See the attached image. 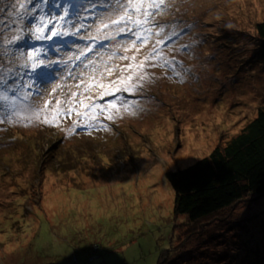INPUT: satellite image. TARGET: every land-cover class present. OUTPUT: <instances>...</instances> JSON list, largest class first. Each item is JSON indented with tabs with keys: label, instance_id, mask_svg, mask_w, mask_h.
Here are the masks:
<instances>
[{
	"label": "rangeland",
	"instance_id": "374dc122",
	"mask_svg": "<svg viewBox=\"0 0 264 264\" xmlns=\"http://www.w3.org/2000/svg\"><path fill=\"white\" fill-rule=\"evenodd\" d=\"M3 2L19 16L16 26L30 17L12 7L14 0H0V21L7 18ZM111 2L95 0L97 5ZM39 3L33 0L34 5ZM166 4L168 10L156 20L167 25L179 21L178 30H185L166 50L181 61L184 74L181 79L160 67L149 69L154 78L137 96L128 97L140 102L135 115L124 113L105 120V129L83 131L72 130L75 114L57 125H0V264L173 263L178 244L186 238L181 232L189 222L186 214L174 212L175 191L167 174L224 144L263 105L264 66L251 62L250 56L259 50L256 23L264 20V0H166ZM194 9H199L198 14ZM195 21L199 25H193ZM85 23L92 25L88 31L97 27L93 20ZM3 26L9 24L0 22ZM230 29V36L237 32L236 40L224 35ZM2 31L9 36L13 28ZM121 40L130 44L131 37L104 41L97 49L110 54ZM86 43L91 41H76L81 46ZM184 45L188 48L182 49ZM151 47L149 42L121 49L111 60L106 54L107 67H116L111 74L101 68L103 75L98 71L97 81L106 86L121 74L120 68L130 60L119 56H135L139 62ZM74 51L75 47L65 50ZM65 52L60 54L64 58ZM241 53L253 66L250 80L242 83L236 81L244 75L237 70L239 59L233 58ZM82 68L79 65L73 71L79 73ZM77 82L71 77L61 82L58 74L46 86L43 99L36 97L37 103L51 100L55 104L57 97L67 100L71 92L83 90L84 85L75 87ZM57 83L67 86L50 96ZM103 91L94 85L84 95L96 97ZM57 142L54 153L47 155ZM231 211L242 223L228 227L229 246L216 240L229 237L227 232L222 234L228 222L223 227H199L200 234L191 236L188 246L194 247L203 264H264V196L251 195ZM247 218L259 222H243ZM206 227L209 233L200 238Z\"/></svg>",
	"mask_w": 264,
	"mask_h": 264
},
{
	"label": "snow or ice",
	"instance_id": "6c2138e0",
	"mask_svg": "<svg viewBox=\"0 0 264 264\" xmlns=\"http://www.w3.org/2000/svg\"><path fill=\"white\" fill-rule=\"evenodd\" d=\"M12 7L21 13H30V17L22 25H14L16 30L9 36L0 31V125L27 126L34 122L57 125L75 114L73 131L76 128L105 129V120H114L124 113L135 115L139 110V100L128 97L137 96L144 84L154 78L149 69L160 67L165 74L170 71L177 78L183 77L181 61L169 56L166 50L185 30H178L179 21L167 25L156 20L158 14L168 10L166 0H112L101 5L95 0H40L39 5H34L33 0H14ZM97 7H104L106 11L96 13ZM88 20L97 24L92 31H88L92 25L85 23ZM120 36L131 37L130 44L121 40L110 54L97 49L104 41H115ZM77 40L91 43L81 46L76 44ZM45 42L47 48L37 46ZM149 42L152 47L139 62L135 56H119V59L130 60L120 68L121 74L106 86L97 81L95 74L99 71L102 76L101 68L109 74L115 70L116 66L107 67L106 54L111 60L121 49L128 51ZM69 47H75V51L66 53ZM187 48V45L182 46V49ZM136 50L139 52L140 48ZM62 52L66 58L60 55ZM89 53L94 55L89 57ZM79 65L83 68L75 73L73 68ZM58 74L61 82L68 77L77 80L75 87L80 89L84 85L83 90L71 92L67 100L57 97L55 104L51 100L38 104L36 97L43 99L46 86ZM89 80L92 83H88ZM94 85L105 91L96 97L85 96ZM65 86L57 83L49 95L58 89L62 91ZM106 96L112 99L98 102L104 101ZM86 100L90 102L85 103Z\"/></svg>",
	"mask_w": 264,
	"mask_h": 264
},
{
	"label": "trees",
	"instance_id": "16d2710c",
	"mask_svg": "<svg viewBox=\"0 0 264 264\" xmlns=\"http://www.w3.org/2000/svg\"><path fill=\"white\" fill-rule=\"evenodd\" d=\"M2 8L6 9L4 2L1 5ZM6 10L7 18L0 22L9 24V26L0 27V31L13 28L12 32H14V25H16L14 23L20 20L19 16L16 17V13L12 9ZM1 15L2 12H0ZM231 30L224 31V35L230 36L229 31ZM236 33L232 36L234 40L237 39ZM238 37L245 38L242 34ZM255 39L259 41V50L256 49L255 53L251 54V62L257 61L264 66V20L256 23ZM42 44H44L42 47L47 46L46 42ZM245 49L247 48L245 47ZM250 52L251 50L248 51V53ZM233 58L239 59L236 64L237 70L241 69V73H244L242 78L236 79V81L242 83L246 80L245 82H248L253 72L251 62L245 61L242 53ZM117 77L113 79L115 80ZM58 144L59 142L53 143L52 149L47 155L51 154ZM167 176L175 191L174 212L177 216L186 214L187 222H189L181 232L186 235V238L178 244V252H176L172 264H203V261L198 260L194 247L188 246L192 239L191 236L195 233L200 234L199 227L202 228L207 224H210V228L223 227L228 222V226L225 231H222V234L227 232L229 237H219L216 240L220 242L219 244L223 243L224 246H229L228 241L231 240V234L228 227L242 223L240 217L232 216L231 208L246 201L251 195L260 196V198L264 196V103L258 107L256 116L224 144H218L208 155L193 164L168 172ZM248 218L243 222H256L255 217L251 220ZM216 219L221 222L219 225L217 222H213ZM209 227L203 228L201 232L203 235L200 238L204 236V232ZM261 246H264V243ZM205 256L206 247L202 252V259Z\"/></svg>",
	"mask_w": 264,
	"mask_h": 264
},
{
	"label": "bare ground",
	"instance_id": "6f19581e",
	"mask_svg": "<svg viewBox=\"0 0 264 264\" xmlns=\"http://www.w3.org/2000/svg\"><path fill=\"white\" fill-rule=\"evenodd\" d=\"M197 8H198V7H197ZM198 10H199V9H194V13L198 14V13H197ZM202 23H204V22L202 21ZM193 25H199V24H198V22L195 21V22H193ZM197 27H198V26H197ZM3 201H5V200H3ZM257 217H258V216H257ZM256 222H257V221H256ZM252 223H253V222H252ZM257 223H258V222H257ZM257 223H256V225H259V224H257Z\"/></svg>",
	"mask_w": 264,
	"mask_h": 264
}]
</instances>
